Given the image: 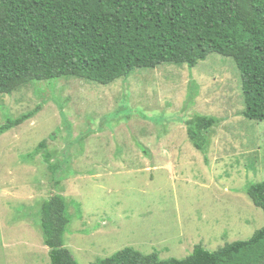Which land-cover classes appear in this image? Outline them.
Returning <instances> with one entry per match:
<instances>
[{
    "label": "rangeland",
    "instance_id": "obj_1",
    "mask_svg": "<svg viewBox=\"0 0 264 264\" xmlns=\"http://www.w3.org/2000/svg\"><path fill=\"white\" fill-rule=\"evenodd\" d=\"M40 105L0 136V264H51L41 207L54 194L67 200L64 245L79 264L126 247L184 259L198 244L216 251L264 227L246 193L264 181V121L243 116L231 58L139 69L107 86L31 82L0 95V126ZM199 114L219 119L207 154L187 136ZM43 140L56 175L42 154L28 158Z\"/></svg>",
    "mask_w": 264,
    "mask_h": 264
},
{
    "label": "trees",
    "instance_id": "obj_2",
    "mask_svg": "<svg viewBox=\"0 0 264 264\" xmlns=\"http://www.w3.org/2000/svg\"><path fill=\"white\" fill-rule=\"evenodd\" d=\"M213 53L231 58L241 74L243 116L264 121V0H0V95L65 77L107 86L162 64L195 68ZM41 110L8 120L0 136ZM218 123L200 114L186 122L197 150L207 154ZM46 145L43 140L28 158L42 154L56 175L61 166ZM246 193L264 213V181ZM67 205L54 194L41 207L51 264H79L64 245ZM92 264H264V227L216 251L198 244L184 259L126 247Z\"/></svg>",
    "mask_w": 264,
    "mask_h": 264
}]
</instances>
